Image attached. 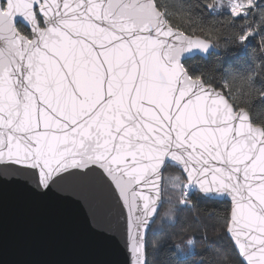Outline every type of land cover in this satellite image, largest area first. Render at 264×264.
<instances>
[{"label": "snow or ice", "instance_id": "6c2138e0", "mask_svg": "<svg viewBox=\"0 0 264 264\" xmlns=\"http://www.w3.org/2000/svg\"><path fill=\"white\" fill-rule=\"evenodd\" d=\"M201 7L223 14L215 47L257 41L246 74L190 71L182 54L212 43L174 28L166 0H0V264H112L110 243L155 264L194 188L230 207L171 233L174 264L209 228L226 243L197 264H264V115L244 87L264 79V0ZM28 221L60 258H2Z\"/></svg>", "mask_w": 264, "mask_h": 264}, {"label": "trees", "instance_id": "16d2710c", "mask_svg": "<svg viewBox=\"0 0 264 264\" xmlns=\"http://www.w3.org/2000/svg\"><path fill=\"white\" fill-rule=\"evenodd\" d=\"M227 3L228 0H166L169 6V10L172 16V24L174 28H179L188 35L208 37L211 42L216 43L220 38V43L223 44L221 38L222 32L220 29V23L223 20L222 13L209 12L207 9L201 7L207 3ZM193 29L195 31H193ZM257 41H251L250 47H222L218 48L219 53H212L207 58L196 56L188 59L184 62L185 66L193 73H200L206 69L211 68L213 65L219 64L220 67L216 72L217 78L229 75L230 72H238L240 74H246V71L240 70L237 67V61L242 60L251 69L252 61L249 57V52L255 49ZM256 65H259V60L255 61ZM264 84V79L257 80V87L249 89L243 85V82L237 81L236 86L245 87V95L250 104L252 114L255 116L264 115V102L260 97L259 86ZM191 199L193 206L189 208H183L179 211L177 216V224L174 228H165L163 232H158L154 237V241L157 243V251L151 253L149 259H153L155 264H174L171 260V244L173 240L170 239V235L173 232L179 230L184 224H191L194 221H201L200 218L205 219L206 223L209 219L215 221L218 217L222 216L225 209L230 205L227 201L212 200L208 197H204L197 189L192 190ZM185 214V215H183ZM211 217V218H210ZM203 223V224H204ZM199 227H195L198 230ZM200 229V228H199ZM201 230V229H200ZM199 236V234H197ZM208 239H197L195 246L188 250V255L185 257V264H197V260L200 254H203L210 246H216L226 243L222 235H217L210 228L207 232ZM219 240V244H218ZM175 242H179L178 240Z\"/></svg>", "mask_w": 264, "mask_h": 264}, {"label": "water", "instance_id": "95a60500", "mask_svg": "<svg viewBox=\"0 0 264 264\" xmlns=\"http://www.w3.org/2000/svg\"><path fill=\"white\" fill-rule=\"evenodd\" d=\"M211 43L212 46L206 53L200 50H193L192 52L182 54L181 62L184 63L186 60L196 56L207 58L212 53H219V49L215 47L213 42ZM208 198L222 201L217 197ZM24 227L30 229L34 234L19 236L15 250L6 251L2 257L3 259L10 261L12 259L47 260L60 258L56 252V238L51 226L43 221H28ZM106 256L112 264H125L126 254L115 243H110L107 246Z\"/></svg>", "mask_w": 264, "mask_h": 264}, {"label": "rangeland", "instance_id": "374dc122", "mask_svg": "<svg viewBox=\"0 0 264 264\" xmlns=\"http://www.w3.org/2000/svg\"><path fill=\"white\" fill-rule=\"evenodd\" d=\"M237 67L240 69V70H243V71H249L250 70V68L248 67V65L245 63V62H243L242 60H238L237 61ZM169 171L170 172H172V173H175V169L174 168H172V169H169ZM183 215H185V214H183ZM200 220L201 221H194V222H192L191 224L194 226V229H195V227H199V224H203L204 223V221H205V219H204V221H203V219L202 218H200ZM215 221H213V220H211V219H209L208 221H207V219H206V223H214ZM211 229V228H210ZM196 230V229H195ZM197 231V234H199V232H200V229L198 228V230H196ZM201 240V239H200ZM218 244H219V240H218Z\"/></svg>", "mask_w": 264, "mask_h": 264}]
</instances>
